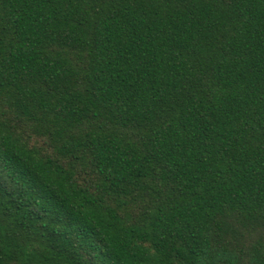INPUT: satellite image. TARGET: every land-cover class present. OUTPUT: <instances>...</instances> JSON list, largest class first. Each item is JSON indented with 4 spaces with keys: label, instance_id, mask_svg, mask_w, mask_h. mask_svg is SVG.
I'll use <instances>...</instances> for the list:
<instances>
[{
    "label": "trees",
    "instance_id": "1",
    "mask_svg": "<svg viewBox=\"0 0 264 264\" xmlns=\"http://www.w3.org/2000/svg\"><path fill=\"white\" fill-rule=\"evenodd\" d=\"M0 264H264V0H0Z\"/></svg>",
    "mask_w": 264,
    "mask_h": 264
}]
</instances>
